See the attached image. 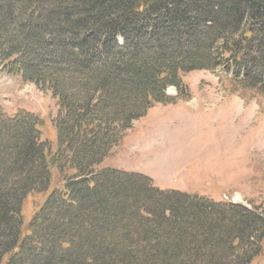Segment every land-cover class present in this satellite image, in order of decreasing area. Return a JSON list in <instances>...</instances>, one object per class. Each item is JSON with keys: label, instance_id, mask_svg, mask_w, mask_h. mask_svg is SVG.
Instances as JSON below:
<instances>
[{"label": "trees", "instance_id": "16d2710c", "mask_svg": "<svg viewBox=\"0 0 264 264\" xmlns=\"http://www.w3.org/2000/svg\"><path fill=\"white\" fill-rule=\"evenodd\" d=\"M0 58L59 106L52 152L37 116L0 120V264H250L264 252V203L97 169L180 72L232 69L264 95V0H0ZM52 166L63 185L48 190ZM39 193L25 222L23 200Z\"/></svg>", "mask_w": 264, "mask_h": 264}, {"label": "rangeland", "instance_id": "374dc122", "mask_svg": "<svg viewBox=\"0 0 264 264\" xmlns=\"http://www.w3.org/2000/svg\"><path fill=\"white\" fill-rule=\"evenodd\" d=\"M164 95L165 101L149 100L128 127H120L97 169L139 173L160 190L213 201L264 203V95L223 68L180 72L178 85L167 86ZM58 108L49 88L8 71L0 58V120L37 116L38 139L52 152ZM62 179L52 166L48 190L61 188ZM40 195L23 200L25 222L41 204ZM250 264H264V252Z\"/></svg>", "mask_w": 264, "mask_h": 264}]
</instances>
